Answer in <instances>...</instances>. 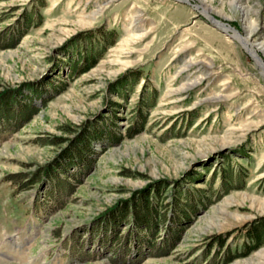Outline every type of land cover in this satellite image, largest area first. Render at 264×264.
Returning <instances> with one entry per match:
<instances>
[{
  "label": "rangeland",
  "instance_id": "obj_1",
  "mask_svg": "<svg viewBox=\"0 0 264 264\" xmlns=\"http://www.w3.org/2000/svg\"><path fill=\"white\" fill-rule=\"evenodd\" d=\"M263 63L264 0H0V264H264Z\"/></svg>",
  "mask_w": 264,
  "mask_h": 264
},
{
  "label": "trees",
  "instance_id": "obj_2",
  "mask_svg": "<svg viewBox=\"0 0 264 264\" xmlns=\"http://www.w3.org/2000/svg\"><path fill=\"white\" fill-rule=\"evenodd\" d=\"M28 24H30L29 22H27L26 21V23H25V25H27V26H29ZM24 25V26H25ZM27 26H25V28H27ZM25 28H23L22 30H20L19 31V29H17L16 30V38L18 39L19 37H20V35H22L23 33H24V31L23 30H25ZM3 39V38H2ZM1 39V40H2ZM8 42V41H7ZM79 57V56H78ZM80 58V57H79ZM79 58H78V61H80L79 60ZM82 59H83V62L81 63V66H78V68H77V64L73 67V70H76V71H80V70H82L84 67H86L87 65H88V62H89V64L91 63V62H93L94 61V59H92V58H90V59H87V60H85L86 58L84 57H82ZM85 63V64H84ZM87 63V64H86ZM83 64V65H82ZM83 67V68H82ZM30 111H31V109H30ZM139 128L138 129H136V128H133V127H127V129H126V131H125V133H126V135H128V136H132L133 134H135V133H137V132H139ZM114 137V136H113ZM120 138V135H117V136H115V140H118ZM83 146V145H82ZM65 152H67V150H65ZM84 152V154H86L88 151H86V150H84L83 151ZM57 166H60V165H58V164H56V166L55 167H57ZM160 188V186H154V187H152L151 189H147L145 192H140V193H138V195H136V197H134L131 201H129V203H126V207L125 208H121V207H118V208H116V209H110V210H108V212H109V214L111 215L112 214V216H114V215H116L117 214V212H120L121 213V211H123L122 212V214L123 215H127V214H129V207H132V217H133V220L134 219H139V217H140V213H141V211L143 210V208H145V209H150V211H151V213L154 215V216H156L157 214H155V209L153 208V202H152V200H151V198H152V195H151V193H157L158 192V189ZM156 191V192H155ZM179 198V197H178ZM139 201H141V203L143 204V203H145V207L143 206V208H141L140 207V205L138 204L139 203ZM134 205V206H133ZM112 210H114V211H112ZM111 211V212H110ZM159 215H157V217H158ZM156 218V217H155ZM157 220V219H156ZM135 221V220H134ZM175 224H177V223H175ZM157 225H159V223L158 224H154V226H152L153 228H148L149 230H150V235L152 236V238L153 239H156L155 238V234H157V231H158V226ZM138 226H145V225H138ZM148 227V226H147ZM166 227V226H165ZM262 228H261V225H259V226H257V227H254V230H253V233H250L251 235H253V237H252V241H253V245L251 246V249H254V248H256V247H258L260 244H262V243H264V238L262 237ZM174 241L175 240H173V242H172V244H174ZM170 242L168 241V244H169ZM221 243V242H220ZM250 248H249V250H251ZM248 250V251H249Z\"/></svg>",
  "mask_w": 264,
  "mask_h": 264
},
{
  "label": "bare ground",
  "instance_id": "obj_3",
  "mask_svg": "<svg viewBox=\"0 0 264 264\" xmlns=\"http://www.w3.org/2000/svg\"><path fill=\"white\" fill-rule=\"evenodd\" d=\"M252 33V32H251ZM255 35V34H254ZM254 35H253V37H250V36H248V37H246L245 39H244V42L246 43V45L248 46V47H250L251 49H254L255 47H257V41L259 40V38L258 37H255L254 38ZM250 38V39H249ZM251 40V41H250ZM260 61H261V59H260ZM262 62V61H261ZM263 66H264V63H263Z\"/></svg>",
  "mask_w": 264,
  "mask_h": 264
}]
</instances>
